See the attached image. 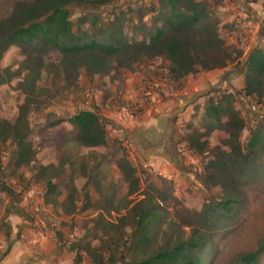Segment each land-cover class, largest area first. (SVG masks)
<instances>
[{"label":"rangeland","instance_id":"rangeland-1","mask_svg":"<svg viewBox=\"0 0 264 264\" xmlns=\"http://www.w3.org/2000/svg\"><path fill=\"white\" fill-rule=\"evenodd\" d=\"M18 1L0 0V18L8 16ZM207 1L218 18L227 48L236 57L225 67H199L181 79L171 80L169 61L144 58L133 71L115 68L107 75L93 74L82 67L77 83L70 85L60 69L62 54L54 50L45 57L49 66L41 75L28 114V140L34 147L31 161L18 163L10 128L0 136V215L11 202L32 228L51 233L44 241L45 248L35 251L41 256L39 264H97L101 257L104 264H121L136 228L135 219L124 221L121 217L147 194L167 210L163 227L176 221L183 224L187 235L190 228L184 223H198L197 212L222 195L220 184L206 181L207 163L218 146L225 149L244 196L240 208L231 215H215L204 229L213 242V250L204 253L205 263L241 264L242 255L258 251L259 263L264 264V157L258 172L246 158L247 144L264 118V98L245 91L248 55L255 47H264V32L246 13L247 7H253L250 2L259 0ZM230 3H235V8H227ZM141 9L146 10L144 20L148 25L159 18L158 0L69 6L76 30L84 12L99 13L101 22L107 23L124 10L126 35L137 40L143 38V33H134ZM229 10L232 12L224 15ZM81 25L86 29L89 22ZM25 57L19 46L4 48L0 40V120L14 123L25 101V93L17 88L25 76L20 67ZM221 97L228 101L222 118L224 129L208 128L203 120L206 106L211 99ZM83 109L98 112L109 137L107 145L81 144L78 128L69 118ZM156 120L162 122L165 131L161 149L155 148L158 142H147L140 135L146 123ZM146 129L148 137L156 134ZM192 133L206 142L203 152L191 145ZM230 133H236L238 141L226 145L224 139ZM122 158L136 168L137 181L125 177L119 166ZM53 164L62 169L54 177L60 193L46 203L45 186L55 171ZM32 188L35 195L24 208L20 196ZM13 207L9 212H14ZM6 229L4 225L1 230ZM12 244V240L7 241L1 253Z\"/></svg>","mask_w":264,"mask_h":264},{"label":"trees","instance_id":"trees-1","mask_svg":"<svg viewBox=\"0 0 264 264\" xmlns=\"http://www.w3.org/2000/svg\"><path fill=\"white\" fill-rule=\"evenodd\" d=\"M112 0H32L18 1L13 11L0 18V40L4 48L19 46L26 56L21 63L25 76L19 80L17 88L25 93V101L19 108L14 123L0 120V136L10 128L16 142V158L20 165L31 161L34 152L33 142L28 140L31 126L28 119L30 108L41 75L48 64L45 57L54 50L62 54L60 69L66 83L75 85L81 68L93 74H109L115 68L135 70L137 62L144 58L163 57L169 61V78L181 79L197 69L212 70L225 67L235 61L233 51L227 48L220 34L217 16L211 11L207 0H158V16L150 25L144 20L145 9H141L134 33H143V38L129 39L125 32L127 12L121 11L110 22L102 23L99 13L84 12L79 18V26L70 18L69 6L78 4L103 5ZM89 22L88 28L82 23ZM245 91L248 95L264 98V47H255L248 55L245 71ZM228 108L225 97L211 99L203 114L204 125L208 128L224 129L222 120ZM79 131L80 142L89 147L107 145L109 137L102 119L95 109H83L69 118ZM236 133L224 139L226 145L238 141ZM192 146L200 152L206 149V142L196 134L190 135ZM214 157L207 163L206 181L211 185L222 186V195L215 201H208L197 212L198 223L189 222L188 234L183 224L170 221L163 227L167 210L147 194L133 204L121 220L135 219V236L128 241V254L121 264H210L205 263L204 253L212 248L211 235L204 230L219 213L232 214L243 202L244 190L236 179L226 151L220 146ZM264 157V118L253 131L247 144L246 158L256 165L255 172ZM125 177L137 181L136 168L127 158L119 162ZM53 171L46 181L45 202L59 195L54 177L62 169L52 165ZM167 180V179H165ZM161 237V242L158 238ZM156 249H153L156 243ZM157 243V244H158ZM133 253L132 257L128 255ZM97 264H104L101 257ZM241 264H260L258 251L242 255Z\"/></svg>","mask_w":264,"mask_h":264},{"label":"crops","instance_id":"crops-1","mask_svg":"<svg viewBox=\"0 0 264 264\" xmlns=\"http://www.w3.org/2000/svg\"><path fill=\"white\" fill-rule=\"evenodd\" d=\"M235 3L227 4V8H235ZM253 7H247L246 13L252 16V23L260 28V31L264 32V2H250ZM232 11L224 13V15H228ZM264 34V33H263ZM264 40V36H263ZM161 118V117H160ZM158 118V120L160 119ZM145 128H151L154 136L150 135L149 130H142L143 137H146L147 142L152 139L154 142H158V146L155 148H160V145H163L165 139V131L163 129V124L161 121H157L154 123H146ZM156 130V132H155ZM147 131V132H145ZM151 132V133H152ZM153 137V138H150ZM163 149V148H162ZM45 200V199H44ZM11 202L7 203L4 214L0 215V264H39L41 260L40 255H35L37 250H43L45 248L44 241L50 238L49 231H41L32 228L26 218L20 211H16L15 207L12 209L14 212H9ZM7 226V229L3 232L1 230L3 227ZM12 240V246H8L5 251L1 249L7 241Z\"/></svg>","mask_w":264,"mask_h":264},{"label":"built area","instance_id":"built-area-1","mask_svg":"<svg viewBox=\"0 0 264 264\" xmlns=\"http://www.w3.org/2000/svg\"><path fill=\"white\" fill-rule=\"evenodd\" d=\"M34 195H35V190L32 188V189H29L27 192H25L24 194H22L21 196H20V205L22 206V207H27V205L29 204V200L31 199V198H33L34 197Z\"/></svg>","mask_w":264,"mask_h":264}]
</instances>
